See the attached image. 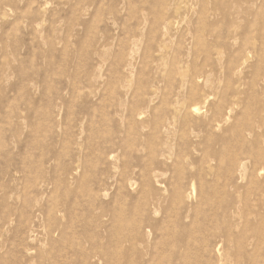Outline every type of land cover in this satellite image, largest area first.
I'll use <instances>...</instances> for the list:
<instances>
[{
  "label": "rangeland",
  "instance_id": "obj_1",
  "mask_svg": "<svg viewBox=\"0 0 264 264\" xmlns=\"http://www.w3.org/2000/svg\"><path fill=\"white\" fill-rule=\"evenodd\" d=\"M255 92L264 0H0V264H178L193 237L205 258L250 238L262 187L239 226L186 193L234 130L264 147ZM225 97L221 126L190 121Z\"/></svg>",
  "mask_w": 264,
  "mask_h": 264
},
{
  "label": "bare ground",
  "instance_id": "obj_2",
  "mask_svg": "<svg viewBox=\"0 0 264 264\" xmlns=\"http://www.w3.org/2000/svg\"><path fill=\"white\" fill-rule=\"evenodd\" d=\"M239 52L242 54V56L245 57L246 60L254 57V52L252 51L245 52L243 50H240ZM197 79L202 80L205 85L210 84L212 90L215 89L213 80L211 79V73L201 72V74L199 73L198 75L194 76L193 81H197ZM255 85L256 81L253 83L254 89L256 87ZM192 92L197 93L196 90H193ZM213 95H215V93L205 95L201 94L200 97L202 101H204V103H207ZM250 102H254L253 112L258 118V121L260 123L259 125L264 127V93L258 94L255 92ZM227 104V99L225 97L222 99L219 105L213 108L212 114H210L209 116L208 114H206L203 115V117L199 120L190 121L196 123L197 126H221L223 123L229 120L230 112L235 111L238 108V102H236L235 100L231 101L228 105ZM225 106H227L228 110L223 113V109ZM191 111L194 113H199L201 111V107L194 105ZM249 127L253 129L255 125L251 123ZM233 134L238 138L236 142H232V139L231 142H222L214 151H212L205 157L204 162L208 164L207 167L216 168L217 172L215 173L214 181L207 182L203 178L204 167L202 169L200 168L201 170L198 172L196 171L197 173L189 180L190 189L187 190L186 197H196V200L198 202L196 210H198V213L199 208H201L203 204L216 207L218 209L228 210L230 212V215L235 219L236 223L239 226V224L241 223V219L245 221L244 223H246L248 216L253 212L257 216L264 212V196L263 201H260V203L257 201L253 202V210H251L253 212H251L250 209L248 210V207L250 205L248 196L253 192V186L259 185L264 190V147L261 146V142L257 141V139L248 140L247 138H245V134L242 130L238 131L236 129L233 131ZM226 138L227 136L222 140ZM230 143L234 145L233 148L232 144ZM234 151L236 153L234 155H231ZM186 167L187 166H185V169ZM233 179L236 182L230 184L229 181ZM231 188L234 190L235 196H233L232 198L233 201H230V203L227 204V201L225 200V194ZM240 198H243V206H241ZM212 217L213 216H211V218ZM213 220H211V224L212 227L216 229L215 224L217 222L214 221V224ZM130 224H132V227L134 228L140 226L137 222H130ZM195 228L194 231L196 230ZM189 236L191 235L189 234ZM223 241L225 242L223 243L227 245V247L223 246V248L220 249L219 246H217V248L214 250V255H210L209 257L205 258L203 254L207 251V249L202 247L199 244L200 242L198 243L197 238H191L187 243V248H190V250L187 251L185 256L180 258L181 263L178 264H242L240 260L244 259V264H264V223H260L256 227H253V229L251 230L250 238H241L239 235H232V237H230L229 234H227V236L224 237ZM214 245L216 246V244Z\"/></svg>",
  "mask_w": 264,
  "mask_h": 264
}]
</instances>
